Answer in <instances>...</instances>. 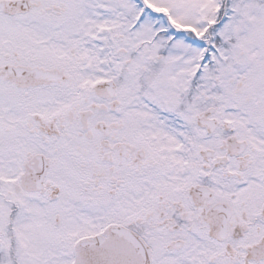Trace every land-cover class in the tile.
Returning <instances> with one entry per match:
<instances>
[{
  "label": "snow or ice",
  "instance_id": "6c2138e0",
  "mask_svg": "<svg viewBox=\"0 0 264 264\" xmlns=\"http://www.w3.org/2000/svg\"><path fill=\"white\" fill-rule=\"evenodd\" d=\"M0 264H264V0H0Z\"/></svg>",
  "mask_w": 264,
  "mask_h": 264
}]
</instances>
